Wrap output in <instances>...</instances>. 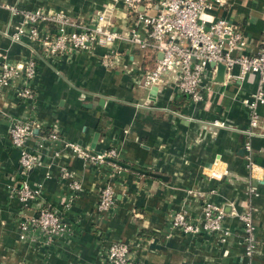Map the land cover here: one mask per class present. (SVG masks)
I'll return each instance as SVG.
<instances>
[{"label": "crops", "instance_id": "crops-1", "mask_svg": "<svg viewBox=\"0 0 264 264\" xmlns=\"http://www.w3.org/2000/svg\"><path fill=\"white\" fill-rule=\"evenodd\" d=\"M2 3L65 12L90 27L100 12L107 11L111 28L118 31L128 30L134 21L112 0ZM204 12L209 19H227L244 34L245 48L234 53L257 52L264 33V0H226ZM18 20L0 7V72L3 62H36L32 79L20 74L0 86V264H109L106 253L113 241L129 245L135 264H264V104L258 107V128L248 138L249 113L243 103L257 88L256 74L242 79L224 74L220 82L216 67L210 65L201 80L209 88L201 101L194 102L175 89V73L169 72L152 96V87L137 84L154 66L148 52L119 43V62L106 68L100 57L107 48L101 45L52 54L38 40L22 36L13 41L10 35ZM38 28L41 37L49 30L44 24ZM231 72L238 74V67ZM22 87L30 88L31 98L18 96ZM145 99L153 108L137 106ZM13 117L32 120L25 144L40 160L23 176L18 149L8 135ZM213 121L224 125L214 126ZM53 131L59 139L43 138ZM246 140L257 168L254 173L246 166ZM62 141L93 151L114 149L116 160L165 179L125 167L114 170L109 162H85ZM64 169L79 180V191L61 177ZM213 171L222 172V177L211 176ZM23 180L38 191L28 209L21 207L16 194ZM106 183L113 187L114 205L98 213L99 193ZM248 184L257 195L246 191ZM204 201L223 208L222 229L228 231L224 242L219 233L188 235L171 227L170 217L179 209L192 220L199 219ZM41 205L57 211L71 229L51 245H44L39 228L29 229L28 237L19 240L20 214L36 212ZM249 206L255 239L251 257L245 255L239 219Z\"/></svg>", "mask_w": 264, "mask_h": 264}, {"label": "built area", "instance_id": "built-area-1", "mask_svg": "<svg viewBox=\"0 0 264 264\" xmlns=\"http://www.w3.org/2000/svg\"><path fill=\"white\" fill-rule=\"evenodd\" d=\"M112 3L113 5L120 3L134 17L131 28L126 31L112 29L107 11L100 12L96 16L95 24L90 27L72 20L66 13L60 11L53 13L41 10L26 11L10 4L1 5L19 19L13 25L14 31L10 35L13 41H19L22 36H26L29 40H38L42 47L52 54L101 45L107 48L100 57L101 64L106 68L113 67L119 62L121 54L117 48L119 43L136 47L143 53L148 52L155 59L154 66L144 71L137 81L139 86L150 89L162 83L167 73L173 72L175 89L188 95L194 102L201 101L204 91L209 88V85H201V80L212 64H222L227 78L242 79L247 74H256L257 88L243 100L249 113L248 129L245 134L248 138L254 134L259 124L258 107L264 104V33L256 53H234L244 49L247 43L241 30L225 18L209 19L204 14L206 9H212L215 5L223 6L226 0H112ZM39 24L48 25L49 29L42 37L39 33ZM234 67L239 69L236 75L231 72ZM1 69L0 86L7 84L12 76L20 74L26 79H32L36 71V62L34 59L15 63L3 62ZM18 96L31 98L32 91L29 87H22L18 90ZM137 106L153 108L150 99H145ZM212 124L224 125L222 121H213ZM32 127V120L26 117H13L8 127L11 145L18 149L19 171L22 176L40 162L37 153L29 150L25 144L32 134ZM43 138L59 139L55 131ZM62 143L85 162H109L116 166L108 160L115 159L114 149L93 151L76 142ZM41 145L42 142L39 146ZM244 150L247 152L246 166L254 173L257 168L251 159L249 140L244 142ZM64 174L69 173L65 171ZM216 178L219 179V175ZM78 187L79 185L75 183L74 188ZM246 190L250 193L255 189L248 184ZM17 194H20L26 205L32 198L37 197L38 191L23 180ZM114 196L113 188L104 185L99 193L97 212L109 211L114 205ZM35 213V217L25 214L19 221V232L22 237L33 227L48 231L62 230L59 216L50 206L41 205ZM223 218L224 211L220 205L204 201L199 219L194 221L184 209H179L172 213L170 222L171 227L188 235L219 233L220 240L224 242L228 231L222 229ZM239 219L244 227L245 255L251 257L255 249L252 213L246 210L239 215ZM106 258L109 264H135L129 257L128 245L121 241H113L109 245Z\"/></svg>", "mask_w": 264, "mask_h": 264}, {"label": "rangeland", "instance_id": "rangeland-1", "mask_svg": "<svg viewBox=\"0 0 264 264\" xmlns=\"http://www.w3.org/2000/svg\"><path fill=\"white\" fill-rule=\"evenodd\" d=\"M9 5V4H8ZM14 6H16V5H14ZM0 7H2V5L0 4ZM17 7V6H16ZM20 9V8H19ZM22 10H24V9H22ZM37 10H41V9H37ZM26 11H30V10H26ZM34 11H36V10H34ZM41 11H43V10H41ZM11 12V11H10ZM61 12V11H60ZM47 13H50V12H47ZM53 13V12H52ZM62 13H64L65 14V12H62ZM13 15V14H12ZM67 15V14H66ZM15 16V15H14ZM67 16H69V15H67ZM72 20H74V21H78V22H80L79 20H77V19H75V18H73V17H71V16H69ZM115 154H116V151H115ZM116 158V157H115ZM84 161V160H83ZM113 167H114V170H117V169H121L120 168V166H118V165H113ZM248 168V167H247ZM249 170H250V168H248ZM65 171H67V170H62V174H61V177H63L64 179H66V180H69V184H71V186H72V188L75 190V191H79L80 189H81V184H80V182H79V180H77V179H75L74 177H73V174L71 173V172H68L69 174L68 175H65L64 174V172ZM251 173V172H250ZM210 175V174H209ZM218 175H219V177L221 178L222 177V175H223V173L221 172H218V171H213L212 173H211V176H213V177H218ZM22 182V181H21ZM78 184L79 185V187L78 188H74V184ZM105 185H110L111 187H112V185L110 184V183H106ZM113 188V187H112ZM247 191V190H246ZM16 194H17V191H16ZM250 195H257V192L254 190V191H252V192H250L249 193ZM17 198H18V201H19V203H20V205H21V207L23 208V209H28V205H29V203L30 202H33V201H35L36 200V198H32L26 205L24 204V201H22V199H21V196H20V194H17ZM51 208V207H50ZM52 209V208H51ZM53 210V209H52ZM247 211H250V213H252V211H251V206H249L247 209H246ZM55 211V210H54ZM57 212V211H56ZM25 214H27V213H25ZM28 215V214H27ZM57 215L59 216V223H60V225H62L61 226V229L62 230H59V232H58V230H56V231H48V230H42V229H40V231L43 233V235H44V240H43V243H44V245H51V244H53L54 242H55V240L57 239V237H59V235H61L62 233H67L71 228H70V226H69V224L65 221V219L57 212ZM20 217L22 218V217H24V214L23 213H21L20 214ZM20 218V219H21ZM35 228H37V227H33L32 229H35ZM17 229H19V223H17ZM33 231V230H32ZM28 237V235H27V233L25 234V236H21V233L18 231V239L19 240H25L26 238ZM122 243H126V242H123L122 241ZM127 244V243H126ZM128 245V244H127ZM109 248V247H108ZM128 249H129V257H130V248H129V245H128ZM251 256V255H250ZM103 256L101 257V260L103 261ZM107 263H109L108 261H107Z\"/></svg>", "mask_w": 264, "mask_h": 264}, {"label": "water", "instance_id": "water-1", "mask_svg": "<svg viewBox=\"0 0 264 264\" xmlns=\"http://www.w3.org/2000/svg\"><path fill=\"white\" fill-rule=\"evenodd\" d=\"M159 57H161V54L159 55ZM212 65L216 67V71H217L216 72V74H217L216 75V80H218V81L221 82L224 79V72H225L224 66L222 64H220V63L212 64ZM155 91H156V87L154 86V87H152L150 94L153 96L154 93H155ZM35 130L36 129H34L33 132ZM108 160L110 162L115 163L116 165H118L120 167H125V168L131 169V170L136 171V172H139V173L149 174V175H152V176H155V177H159V178H161L163 180L165 179L164 175L157 174V173H154V172L143 171L141 169H137V168L132 167V166H130L128 164H125L123 162H120V161H118L116 159H108ZM25 213H27L28 215H32L34 217L36 216V213L34 211L27 210Z\"/></svg>", "mask_w": 264, "mask_h": 264}]
</instances>
